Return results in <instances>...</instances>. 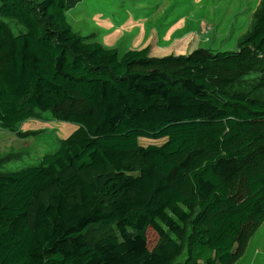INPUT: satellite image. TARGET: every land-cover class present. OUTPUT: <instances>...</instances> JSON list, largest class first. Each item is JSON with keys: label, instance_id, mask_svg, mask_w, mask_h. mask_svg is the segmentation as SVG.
Masks as SVG:
<instances>
[{"label": "trees", "instance_id": "16d2710c", "mask_svg": "<svg viewBox=\"0 0 264 264\" xmlns=\"http://www.w3.org/2000/svg\"><path fill=\"white\" fill-rule=\"evenodd\" d=\"M78 1L0 0L28 28L0 19V128L79 126L0 172V264H235L264 222V95L236 88L264 66V2L237 50L152 57L75 32Z\"/></svg>", "mask_w": 264, "mask_h": 264}, {"label": "rangeland", "instance_id": "374dc122", "mask_svg": "<svg viewBox=\"0 0 264 264\" xmlns=\"http://www.w3.org/2000/svg\"><path fill=\"white\" fill-rule=\"evenodd\" d=\"M264 0H80L67 12L73 30L98 41L121 55L129 50L150 49V56L187 55L197 48L213 52L237 50L252 31ZM14 35L28 32L17 18L1 12ZM236 88L264 95V66L241 79ZM258 89L253 91L254 89ZM20 124L16 131L0 128V172L38 166L46 154L55 153L60 141L79 126L57 120L52 111ZM167 138L141 137L142 146L161 145ZM111 228L92 227L95 238ZM151 245L157 242L149 232ZM242 249V248H241ZM235 264H264V222L254 233ZM187 254L177 261L184 262Z\"/></svg>", "mask_w": 264, "mask_h": 264}]
</instances>
